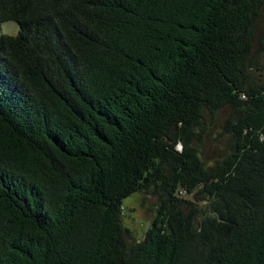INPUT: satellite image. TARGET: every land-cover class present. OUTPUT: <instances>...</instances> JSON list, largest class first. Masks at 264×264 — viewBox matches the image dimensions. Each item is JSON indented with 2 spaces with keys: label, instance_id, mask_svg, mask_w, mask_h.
<instances>
[{
  "label": "trees",
  "instance_id": "obj_1",
  "mask_svg": "<svg viewBox=\"0 0 264 264\" xmlns=\"http://www.w3.org/2000/svg\"><path fill=\"white\" fill-rule=\"evenodd\" d=\"M7 22L0 264H264V0H0Z\"/></svg>",
  "mask_w": 264,
  "mask_h": 264
},
{
  "label": "rangeland",
  "instance_id": "obj_2",
  "mask_svg": "<svg viewBox=\"0 0 264 264\" xmlns=\"http://www.w3.org/2000/svg\"><path fill=\"white\" fill-rule=\"evenodd\" d=\"M19 26L14 22L0 24V37L2 35L15 36L18 34ZM264 78V71L257 73ZM228 109L220 112L215 119L207 118L206 134L200 145L202 158L210 165L215 164L228 153L230 136L222 133V126L228 118ZM188 199L193 197L187 196ZM159 195L153 190L133 194L124 201L123 226L130 231L129 241H140L151 227L158 214Z\"/></svg>",
  "mask_w": 264,
  "mask_h": 264
}]
</instances>
